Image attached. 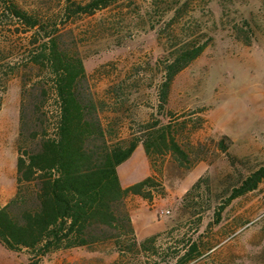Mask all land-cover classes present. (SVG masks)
Masks as SVG:
<instances>
[{
	"label": "rangeland",
	"instance_id": "374dc122",
	"mask_svg": "<svg viewBox=\"0 0 264 264\" xmlns=\"http://www.w3.org/2000/svg\"><path fill=\"white\" fill-rule=\"evenodd\" d=\"M10 1L44 31L35 33L0 4V206L17 191L22 109L23 143L54 133L58 98L45 59H35L48 33L84 59L82 91L97 105L111 142L147 139L169 124L188 155L183 163L169 151L151 160L140 143L118 168L124 187L149 176L159 184L151 199L130 195L126 205L137 242L156 236L160 254L131 243L123 256L109 241L93 251L55 253L41 264H174L183 238L179 248L195 243L200 252L188 264H264V181L230 202L219 222L216 216L232 185L264 165V0H121L69 18L66 0ZM189 42L207 47L162 102L165 63ZM28 262L26 252L0 245V264Z\"/></svg>",
	"mask_w": 264,
	"mask_h": 264
},
{
	"label": "trees",
	"instance_id": "16d2710c",
	"mask_svg": "<svg viewBox=\"0 0 264 264\" xmlns=\"http://www.w3.org/2000/svg\"><path fill=\"white\" fill-rule=\"evenodd\" d=\"M121 0H89L86 3L66 0L64 14L92 15ZM6 13L24 22L37 34L40 23L20 10L10 0H0ZM38 29V30H37ZM207 42H189L170 54L165 63L159 97L166 102L176 76L206 49ZM45 59L57 95L59 112L53 135L34 134L33 140L23 143L26 120L22 109L19 156L17 159V191L5 205L0 206V245L19 255L29 254L28 264H41L42 260L58 252L74 248L88 251L109 241L115 250L126 256L132 243L145 253L160 254L153 247L157 237L137 242L126 199L138 195L151 199L159 184L154 176L124 187L118 168L129 160L140 143L146 155L153 160L166 151L177 155L180 162L188 155L176 142L172 127L160 126L147 139L130 142H111L108 131L97 112V105L82 91L87 78L85 61L78 54L65 49L58 36L48 33L40 54ZM1 107V102H0ZM220 146L226 149L224 141ZM200 179L185 196V202L200 187ZM264 181V165L232 185L230 196L216 212L217 221L233 200L255 191ZM178 240L174 264H188L198 254L197 244L183 245ZM186 247V248H185Z\"/></svg>",
	"mask_w": 264,
	"mask_h": 264
},
{
	"label": "built area",
	"instance_id": "2783aa9c",
	"mask_svg": "<svg viewBox=\"0 0 264 264\" xmlns=\"http://www.w3.org/2000/svg\"><path fill=\"white\" fill-rule=\"evenodd\" d=\"M166 213H169V212H166Z\"/></svg>",
	"mask_w": 264,
	"mask_h": 264
},
{
	"label": "crops",
	"instance_id": "0c3cea01",
	"mask_svg": "<svg viewBox=\"0 0 264 264\" xmlns=\"http://www.w3.org/2000/svg\"><path fill=\"white\" fill-rule=\"evenodd\" d=\"M128 187V186H127Z\"/></svg>",
	"mask_w": 264,
	"mask_h": 264
}]
</instances>
